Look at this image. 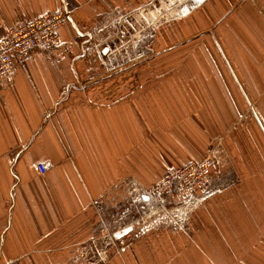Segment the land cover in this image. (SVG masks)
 Here are the masks:
<instances>
[{
  "label": "crops",
  "instance_id": "crops-1",
  "mask_svg": "<svg viewBox=\"0 0 264 264\" xmlns=\"http://www.w3.org/2000/svg\"><path fill=\"white\" fill-rule=\"evenodd\" d=\"M169 1L0 0V38L70 13L0 84V264H82L124 228L107 264H264V0ZM141 19L140 59L119 65ZM209 151L227 159L187 218L137 231L162 175Z\"/></svg>",
  "mask_w": 264,
  "mask_h": 264
},
{
  "label": "built area",
  "instance_id": "built-area-1",
  "mask_svg": "<svg viewBox=\"0 0 264 264\" xmlns=\"http://www.w3.org/2000/svg\"><path fill=\"white\" fill-rule=\"evenodd\" d=\"M69 19L70 13L59 9L10 28L6 36L0 38V84L8 83L14 76L16 66L24 62L33 51L54 47L57 28ZM125 33L127 31L118 32L120 40ZM68 49L65 46L62 51L66 52ZM211 164V159L205 157L166 172L160 182L148 191L153 207L150 215L144 217L139 228L141 232L167 225L177 226L185 220L189 213L188 206H196L200 201L197 194L209 179ZM48 167L49 164H41L38 170L43 173ZM127 232L124 228L118 237L113 234V237L116 236L113 240L110 232L102 230V238L92 240L80 254L82 264H107L110 251L119 254L124 248Z\"/></svg>",
  "mask_w": 264,
  "mask_h": 264
},
{
  "label": "rangeland",
  "instance_id": "rangeland-1",
  "mask_svg": "<svg viewBox=\"0 0 264 264\" xmlns=\"http://www.w3.org/2000/svg\"><path fill=\"white\" fill-rule=\"evenodd\" d=\"M174 1L176 0H170L169 3H173ZM196 2H198L199 0H194ZM168 2H166L165 4L164 3H160V7H156L155 9V13L152 12L150 13V15L147 17V19L149 18H159V19H163L164 15L165 14H169L171 12V10L168 8V9H164L166 7ZM172 6V5H171ZM170 10V11H169ZM143 21V19H141L140 21H136V20H131V21H128V24H124L122 23V26L120 27V30L122 31H127V33L124 34V37L122 38V43H120V47H119V52L120 53H117L116 54V62L120 65V64H125V63H137L140 59V56H135L133 53L131 55L130 53V49L134 50V49H137L139 47V38L138 39V42L137 43H132V40L131 37L132 36H136L140 33L141 29L144 28L141 26L140 22ZM132 35V36H131ZM133 75L137 76L138 73L137 72H134ZM138 89H141V87H138ZM141 91V90H140ZM252 105H249L248 106V109L246 110L247 113H252ZM248 116H245V120L246 119H249L247 118ZM215 152V151H214ZM214 152H211L209 151L208 153H206L202 158H200L199 160H196V161H200L202 159H204L205 157H209L211 159V162H213V164H211V166L209 167L210 170H209V177L213 176L215 177L216 176V173L218 170L215 171V167L217 166L216 164H221V162L225 161L227 158L224 157L221 152H217V153H214ZM224 163V162H223ZM184 166V165H183ZM182 166V167H183ZM181 168V167H179ZM178 168V169H179ZM215 171V172H214ZM165 174V173H164ZM163 174V175H164ZM162 175V177H163ZM216 185V186H215ZM213 185L214 187V190H216V188L218 187L219 189L221 188L220 186L222 185L221 183H217ZM151 211H148L145 216L148 217V215H150ZM171 214V213H170ZM189 214V213H188ZM188 214L186 215V218L188 216ZM144 216V217H145ZM144 217L142 218V220L140 222H138V226L140 228L141 224L143 223L144 221ZM172 221V219H171ZM147 223V222H146ZM138 228L137 231H139L140 229ZM159 228V227H158ZM158 228H152V229H155L153 231H157ZM128 230V232L126 234L129 233V228H126ZM141 231V230H140ZM111 235H112V239L115 240L116 236L113 237V234L112 232H110ZM139 233V232H138ZM132 235V234H131ZM138 236V235H137ZM135 236V233L134 235L132 236L133 238L137 237ZM131 237V238H132Z\"/></svg>",
  "mask_w": 264,
  "mask_h": 264
}]
</instances>
